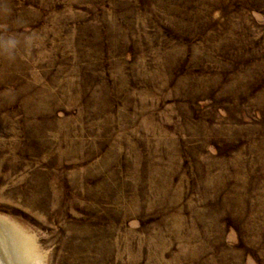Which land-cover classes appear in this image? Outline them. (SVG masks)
I'll return each instance as SVG.
<instances>
[{"label": "rangeland", "instance_id": "374dc122", "mask_svg": "<svg viewBox=\"0 0 264 264\" xmlns=\"http://www.w3.org/2000/svg\"><path fill=\"white\" fill-rule=\"evenodd\" d=\"M1 264H264V0H0Z\"/></svg>", "mask_w": 264, "mask_h": 264}, {"label": "bare ground", "instance_id": "6f19581e", "mask_svg": "<svg viewBox=\"0 0 264 264\" xmlns=\"http://www.w3.org/2000/svg\"><path fill=\"white\" fill-rule=\"evenodd\" d=\"M1 264V263H0Z\"/></svg>", "mask_w": 264, "mask_h": 264}]
</instances>
